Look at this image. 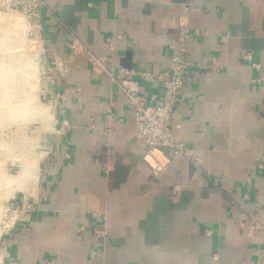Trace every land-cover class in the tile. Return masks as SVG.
I'll list each match as a JSON object with an SVG mask.
<instances>
[{
	"label": "crops",
	"instance_id": "crops-1",
	"mask_svg": "<svg viewBox=\"0 0 264 264\" xmlns=\"http://www.w3.org/2000/svg\"><path fill=\"white\" fill-rule=\"evenodd\" d=\"M41 23L52 89L69 94L5 264H264V0H45ZM180 25L200 33L186 46L207 69L187 78L171 129L200 168L177 158L153 175L127 99L85 52L155 76ZM133 79L143 96L159 92ZM241 213L261 229L239 225Z\"/></svg>",
	"mask_w": 264,
	"mask_h": 264
},
{
	"label": "rangeland",
	"instance_id": "rangeland-1",
	"mask_svg": "<svg viewBox=\"0 0 264 264\" xmlns=\"http://www.w3.org/2000/svg\"><path fill=\"white\" fill-rule=\"evenodd\" d=\"M15 17L17 23L6 22ZM42 48L24 13L0 0V264H5L2 244L12 230L15 212L37 197V191L29 189L32 185L22 174H36L38 184L42 163L51 154L46 149L51 146L49 138L56 131L51 120L53 103L45 95L47 75ZM37 50L40 54L35 57ZM16 63L21 67L14 71ZM16 180L28 189H17Z\"/></svg>",
	"mask_w": 264,
	"mask_h": 264
},
{
	"label": "built area",
	"instance_id": "built-area-1",
	"mask_svg": "<svg viewBox=\"0 0 264 264\" xmlns=\"http://www.w3.org/2000/svg\"><path fill=\"white\" fill-rule=\"evenodd\" d=\"M7 7L15 11H22L26 16V21L33 31L34 37L43 43L41 12L45 8V0H5ZM62 25V24H61ZM200 33L194 31L192 34L186 25H180L178 36L175 42L170 46L173 55L169 65L157 75H151L143 71L128 70L126 68L109 69L105 59L97 58L89 52H85L88 64L94 75L107 76L116 88L125 96L128 105L134 114V138L145 146L141 160L148 166L153 175L164 172L167 167L177 158H185L197 170L200 168V162L185 149L184 144L176 137L171 129L172 114L175 107L181 102L182 94L185 90V84L190 74L195 71H205L207 66L194 63L188 52L186 43L192 36H199ZM112 38L106 39L109 47L112 44ZM73 51L74 48H73ZM241 59L250 63L251 68L260 69V65L252 62L249 54L241 56ZM42 63L45 66L47 75L46 94L53 103V117L56 115L57 107L66 101L69 92H54L53 70L54 67L46 60L44 52L42 54ZM57 67L58 64H55ZM139 77L141 81L152 83L156 82L160 89L157 93H151L148 96L141 94L140 82L133 77ZM63 114L64 111L60 110ZM70 126L63 122L57 131L58 134H66ZM47 154L52 152L49 146ZM162 150L168 153L163 154ZM264 157L258 160V168H262ZM20 212H15L16 218L11 223L10 229H13L16 223L23 215L31 214L35 209L34 202H31L24 208L22 205ZM238 222L241 226H246L250 230H259L261 226L253 213L240 214ZM97 236L105 234V229L95 231ZM95 248L97 245L94 246ZM94 254V252H93Z\"/></svg>",
	"mask_w": 264,
	"mask_h": 264
},
{
	"label": "bare ground",
	"instance_id": "bare-ground-1",
	"mask_svg": "<svg viewBox=\"0 0 264 264\" xmlns=\"http://www.w3.org/2000/svg\"><path fill=\"white\" fill-rule=\"evenodd\" d=\"M10 17V16H9ZM6 22L7 23H17L18 21H17V19H16V17L15 18H9V19H7L6 20ZM18 27V26H17ZM16 34V33H15ZM15 36V35H14ZM17 36V35H16ZM32 45V44H31ZM30 45V46H31ZM43 49V48H42ZM39 54H40V50H37L36 52H35V57H38L39 56ZM13 66H15V68H12V70H14V71H17L18 69H20V67H21V64L20 63H16V64H14ZM32 67V66H31ZM33 68V67H32ZM30 70V72H32V70L33 69H29ZM46 111V110H45ZM40 112L42 113V114H44V109H40ZM50 119V118H49ZM51 120H53V115H52V113H51ZM25 177V179H28V181H29V186L30 185H32V187H29V189L30 188H32L33 190H35L36 189V184H37V175L36 174H32L31 172H30V175H29V173L28 174H25L24 175V173L22 174V177ZM16 188L18 189H20V190H24V189H28V187L26 186L25 187V185L24 184H22L21 182H20V180L19 181H17L16 180Z\"/></svg>",
	"mask_w": 264,
	"mask_h": 264
}]
</instances>
